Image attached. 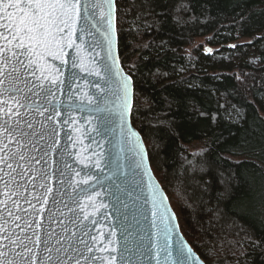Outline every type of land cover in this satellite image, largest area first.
<instances>
[{
  "label": "water",
  "instance_id": "obj_1",
  "mask_svg": "<svg viewBox=\"0 0 264 264\" xmlns=\"http://www.w3.org/2000/svg\"><path fill=\"white\" fill-rule=\"evenodd\" d=\"M133 96L115 0H0V264H205Z\"/></svg>",
  "mask_w": 264,
  "mask_h": 264
},
{
  "label": "trees",
  "instance_id": "obj_2",
  "mask_svg": "<svg viewBox=\"0 0 264 264\" xmlns=\"http://www.w3.org/2000/svg\"><path fill=\"white\" fill-rule=\"evenodd\" d=\"M131 124L205 264H264V0H115Z\"/></svg>",
  "mask_w": 264,
  "mask_h": 264
}]
</instances>
